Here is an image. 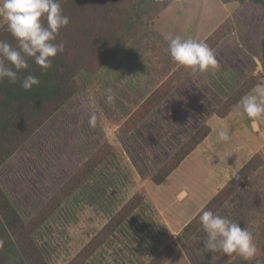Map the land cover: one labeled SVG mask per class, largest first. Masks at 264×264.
Segmentation results:
<instances>
[{
	"label": "rangeland",
	"instance_id": "1",
	"mask_svg": "<svg viewBox=\"0 0 264 264\" xmlns=\"http://www.w3.org/2000/svg\"><path fill=\"white\" fill-rule=\"evenodd\" d=\"M241 6L240 10L236 9L233 19L236 24H247L236 35V61L245 63V69L237 73L236 87L251 74L252 68H255V75L260 80L264 73V63L261 60L264 5L245 0ZM237 16L241 17L239 23ZM3 23L0 19V26ZM142 31L131 40L139 38ZM127 45L99 73H79L78 92L0 167V183L19 213L27 220L107 139L115 152L110 166L98 165L87 180L66 197L35 232L37 243L49 263L66 264L128 199L139 193L144 196L141 205L84 264H146L167 244L174 248L173 257L166 261L167 264H213L220 252L213 253L204 247L206 234L202 227L189 238L185 237L183 229L173 237L159 223L155 209L147 201L148 195L160 193V187L151 180L152 174L190 136L189 131L192 129L194 132L198 127L195 124L191 128L181 126L184 124L182 121H188L185 117L191 115L193 110L186 108L179 94L168 95L174 87L166 95L168 102L160 105L165 96L140 122L134 125L127 122L149 96L146 94L148 88L142 89L138 94L133 93L136 90L125 88H120L116 94L108 92L116 81H120L110 79L109 73L113 69L122 70V61L126 62L125 58L130 54H141L133 45ZM140 58L141 56L134 62ZM107 94L114 95V103L107 102ZM93 111L97 119L95 125L91 126L89 117ZM194 113L196 112L193 111ZM201 116L203 118L204 114ZM240 121V117L236 116V122ZM260 129L264 132V120L260 123ZM256 153H260L264 160V142ZM246 156L240 157L236 166ZM191 169L189 173L194 172L196 167L191 166ZM198 174L203 176L201 171ZM178 181L176 188L185 185L182 178ZM263 206L264 163L215 214L245 228ZM187 218L188 216L183 217L181 222ZM253 240L257 252L251 261H244L235 253L223 264H264V224L255 233ZM6 255L5 264H24L15 247L10 246Z\"/></svg>",
	"mask_w": 264,
	"mask_h": 264
},
{
	"label": "trees",
	"instance_id": "2",
	"mask_svg": "<svg viewBox=\"0 0 264 264\" xmlns=\"http://www.w3.org/2000/svg\"><path fill=\"white\" fill-rule=\"evenodd\" d=\"M172 1L174 0H60L63 14L69 17V24L59 31L56 42L62 41L64 50L52 58L51 68L42 71L33 58H28L29 67L18 74L15 84L6 79L0 81V167L78 92L79 73L96 74L100 71L132 38L152 24ZM252 1L264 5V0ZM44 23L46 24V21ZM225 35V26L220 25L203 42L213 49ZM0 40L16 46V40L6 31L4 23L0 26ZM261 60L264 63V38L261 43ZM190 70L177 66L139 105L127 122L131 125L140 122ZM27 75L38 77L40 83L26 91L21 87V81ZM260 81L257 75L250 74L216 108V114L220 117L226 116L239 104L241 97L249 93ZM210 130L209 125L201 124L175 150L171 158L152 174L151 180L157 185L162 183ZM113 154L114 147L106 139L68 181L27 220L19 213L0 183V264L6 263V252L10 246L17 249L24 264H50L37 243L35 232L65 198L87 180L98 165L110 166ZM263 163L260 153L253 154L206 203L207 209L216 213ZM143 199V195L135 193L66 264H84L141 205ZM263 224L264 206L245 228L254 236ZM201 227L197 215L183 227V233L189 238ZM173 253V246L167 244L146 264H164ZM231 255L220 252L213 264H223Z\"/></svg>",
	"mask_w": 264,
	"mask_h": 264
},
{
	"label": "crops",
	"instance_id": "3",
	"mask_svg": "<svg viewBox=\"0 0 264 264\" xmlns=\"http://www.w3.org/2000/svg\"><path fill=\"white\" fill-rule=\"evenodd\" d=\"M241 7V3L236 0L229 2L222 0L172 1L154 22L142 31L139 38L126 44L128 47L133 45L141 54L138 52L130 54L125 58L126 62L122 61V70L113 69L109 73L110 79L120 80L109 88L114 94L120 88L136 90V92L133 91L136 94L148 88L146 94L149 95L178 66L168 53L166 37L181 36L204 41L220 25L225 26V37L212 49L218 66L209 68L205 72L190 70L168 94L172 96L179 94L188 110L200 112L199 115L193 117L196 113L193 114L192 111L191 115L188 114L185 117L187 119L184 118L188 121H182L184 124L181 126L191 128L194 124L199 127L201 123H206L211 128L209 134L162 183L157 185L160 187L158 189L160 193L147 196V201H150V205L156 211L159 223L173 237L183 229L201 205H205L261 148L264 142V132L260 129V123L264 119L253 121L240 117L241 121L237 123L235 112L238 105L224 117H219L215 113L218 105L236 88V75L240 72L239 70L245 69V63L236 61V35L239 34L241 27L245 29L247 24H236L233 19L236 9L240 10ZM240 18L237 16L238 23ZM140 56V60L134 62ZM251 74H256L255 68H252ZM260 83H264V73ZM176 92L178 93L174 95ZM172 99L177 98L172 97ZM167 100L168 96L162 100L160 105L168 102ZM221 124L229 126L230 139L227 142L217 139L215 128ZM189 132L191 135L193 130ZM244 155H247L244 161L236 166L237 160ZM191 166L196 169L189 173L192 170ZM200 171L203 173L202 177L198 174ZM180 178L184 180L185 185L176 188L175 185ZM184 188L188 189V195L183 200H177L178 193ZM169 195L172 197L169 198ZM162 199L165 200L162 201ZM186 216L188 218L181 222Z\"/></svg>",
	"mask_w": 264,
	"mask_h": 264
},
{
	"label": "clouds",
	"instance_id": "4",
	"mask_svg": "<svg viewBox=\"0 0 264 264\" xmlns=\"http://www.w3.org/2000/svg\"><path fill=\"white\" fill-rule=\"evenodd\" d=\"M0 19L6 25V31L16 40L15 47L0 40V81L6 79L15 84L18 74L28 69V58H33L42 71H47L52 66V58L64 50V43H57L56 40L60 29L69 24V17L63 14L60 0H0ZM166 39L168 53L178 66L193 72H205L218 66L216 56L207 43L181 36ZM39 83L38 77L27 75L22 79L21 87L27 91ZM106 100L111 104L115 102V97L107 94ZM235 115L253 121L264 117V83L256 84L241 97ZM96 119L93 111L89 125L94 126ZM215 133L218 141L227 142L230 139L227 124L217 126ZM187 195L188 189L184 188L178 193L177 200H183ZM197 215L206 234L204 247L207 250L226 255L236 253L244 261H251L255 257L256 245L247 228H241L237 222L215 214L207 209L206 204L201 205L189 222Z\"/></svg>",
	"mask_w": 264,
	"mask_h": 264
}]
</instances>
